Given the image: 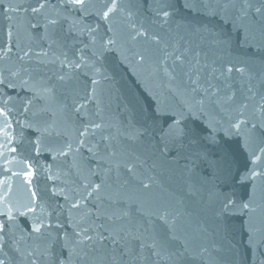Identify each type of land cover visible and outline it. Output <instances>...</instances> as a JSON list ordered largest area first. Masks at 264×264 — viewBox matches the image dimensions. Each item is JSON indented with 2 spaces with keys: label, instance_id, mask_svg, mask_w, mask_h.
Wrapping results in <instances>:
<instances>
[{
  "label": "water",
  "instance_id": "obj_1",
  "mask_svg": "<svg viewBox=\"0 0 264 264\" xmlns=\"http://www.w3.org/2000/svg\"><path fill=\"white\" fill-rule=\"evenodd\" d=\"M99 1L102 10L111 6V0ZM117 5L106 25L163 210L176 221V248L188 247L182 264H264V0L247 5L245 0H117ZM163 11L169 12L166 19ZM185 50L193 64L199 53L201 83L234 100L208 109L207 117L186 119L182 143H168L163 133L170 117L158 116V108L178 106L182 97L170 89L182 85L170 81L163 68L171 71L175 56ZM137 53L145 55V63L137 62ZM230 65L243 67V75L235 70L219 79L211 75L212 68ZM239 111L246 123L239 133L226 134L229 117ZM209 119L219 121L214 139ZM253 170L261 174L241 182ZM221 194L238 202L254 199L252 229L247 215L216 217L214 201Z\"/></svg>",
  "mask_w": 264,
  "mask_h": 264
},
{
  "label": "snow or ice",
  "instance_id": "obj_2",
  "mask_svg": "<svg viewBox=\"0 0 264 264\" xmlns=\"http://www.w3.org/2000/svg\"><path fill=\"white\" fill-rule=\"evenodd\" d=\"M3 0H0L2 3ZM92 0H57V3H52V0H38L36 6L31 7V11L35 14H39L43 18V23H32L31 28H43V36L40 37L43 40H50L52 44L58 43L55 37L57 26L61 21H67L68 17L63 15L62 10L73 9L78 12L87 13L88 8ZM247 5V0H245ZM117 0H111V6L106 5V10H101L98 14L104 19L108 20L111 13L117 9ZM186 7L191 5L186 4ZM257 11H260L257 9ZM165 19L169 16L168 11H163ZM78 27L77 21L73 20L70 26V33L78 35L82 32L76 31ZM94 31L92 29L89 30ZM145 33H138V35H144ZM10 35V34H9ZM92 42L95 43V37L92 38ZM116 41L109 38L106 43L101 42L100 51L94 52L93 55L97 57L103 56L104 52L109 50V45H114ZM19 47V45H15ZM6 48V50H5ZM12 51V46L0 47V61H3L8 56V53ZM23 55L17 57V59L25 64L30 63L31 52L30 50H23ZM188 50L185 53L175 56L173 60L174 67L169 71L168 67L163 68V73L168 77L170 81L180 80L182 85L181 89H170L173 94L179 93L182 97L180 103L176 107H170L168 105H161L158 108L157 115H167L170 117V123L167 130L163 135L168 143H182L185 136V130L183 122L188 118H201L209 115L208 109L217 107L223 108L224 105L230 104L234 100V95L225 94L219 95V89L213 90L211 83L205 87L201 81L203 79V70L196 67L200 63L196 57L199 53H196L193 60L187 57ZM40 55L39 53L37 54ZM47 55V53H43ZM138 63L143 64L146 61V57L143 53H137ZM28 58V59H26ZM43 63V61H38ZM186 65L188 67L186 68ZM81 66L92 67V65L85 64L83 60H65L61 61V69H79ZM207 68L208 66L205 65ZM160 69H156L159 71ZM239 72L241 75L244 73L243 67H237L236 65L225 66L222 69L212 68L211 75L219 79L221 76L231 74L233 71ZM219 72V76L215 74ZM71 77L70 72H61L57 79L59 81H65ZM93 85L99 84L97 79H92ZM6 88L16 89L19 88L21 92L25 93V97L20 101V107L18 111L25 115L27 120L28 114L31 112L33 117L43 118L44 114L48 113L49 109L46 107L55 98V85H48L42 83L37 79L28 67L21 64L18 67H7L0 65V92H3ZM249 92L251 89L249 88ZM83 107V105H81ZM243 108H247V104L242 105ZM264 107V105H261ZM15 103L12 97L7 93L0 95V136H3V142L0 143V149L4 147L8 148L9 152L15 153L16 147L12 146L14 137L10 134L9 129L13 126L11 119L13 115V109ZM79 112V108L76 109ZM243 117V111H239L235 119L229 117V127L224 129L226 134H232L233 130L239 133L241 126L246 123ZM19 123V120L15 121ZM219 121L213 123L209 119V139H214L213 133L219 129L217 125ZM100 124H95V128H100ZM255 127V125H253ZM37 131L41 132V136H59L60 133L56 132L54 127L37 128ZM144 133L140 130H136L134 135L129 136V139H139ZM87 130L80 132V136H86ZM106 140H111L110 137H104ZM39 143V141H38ZM79 145L84 144V140L78 141ZM92 146L88 148V151L96 155V151ZM37 153L40 148L37 146ZM80 148L73 147L71 143H66L57 150L58 156L73 157L72 167L79 169L80 165L76 160V155L79 154ZM117 154L115 146H112L111 150L107 153L108 156H115ZM4 153L0 152V156ZM9 161L6 160V164ZM105 163H108L105 161ZM120 163L117 162L114 165L109 164L105 169L104 176L99 183L88 181L87 183L81 181L80 185L76 189H72L70 194H65L64 199L70 204L69 212L71 214L72 209H80L81 201H88L94 199L96 202L95 218L97 220L103 219L105 223L101 224L104 231L100 232L91 225L83 226L84 217H91L93 213L85 212L84 216L79 221H73L72 231L61 232L59 229L62 227V221L57 218L53 223L50 217L53 213H50L47 206L39 200L37 192L32 189V179L36 173L30 163L26 164V168L23 172H12L13 176L22 175L25 183L28 185L27 191L29 195L26 200L12 198V185L6 180H0V250L3 249L4 244L8 242V237L15 240L17 233H19V240H15V243L20 241L32 240L35 247L26 252L25 258L36 256L37 259L42 258L43 264H135L140 261L141 264L144 260H151L153 256L161 257L162 253L168 252V259L172 260L175 257L177 260L185 255H188V247L186 244H182L183 251L176 249V241L179 240L177 235V225L175 219H169L168 212H160L156 215V219L164 226L165 231L158 233L155 229H145V232H150L148 236H145L143 232L137 228L135 231L128 229L126 225L121 224V221H125L130 216V211L125 204V200L119 197L118 193H112L106 191L111 185L108 183L110 180V174L115 168L117 176H119ZM126 171L129 174L134 175V167L124 165ZM8 169L6 168V171ZM255 170L250 175L241 178V182H247L249 179L254 178L256 175ZM87 179V178H85ZM143 188L150 187L148 183L142 182ZM79 188L83 189L81 193ZM56 195V193H53ZM215 215L218 219L228 215H247L248 226L253 228L255 214L257 213V207L254 206V199L249 198L247 202L237 201L231 195L221 194L215 198ZM262 215L260 216L261 223H264V208H261ZM20 218L31 219V223L28 226V231L25 233L21 224ZM71 219V215L69 217ZM59 249V251H58ZM17 252H21L20 248L15 249ZM24 254V253H22ZM194 260L195 257H192ZM0 264H6L4 258H0ZM30 264H36V259L30 260Z\"/></svg>",
  "mask_w": 264,
  "mask_h": 264
}]
</instances>
